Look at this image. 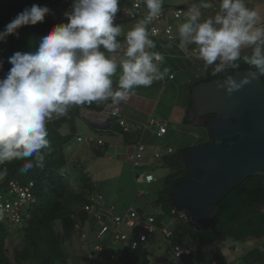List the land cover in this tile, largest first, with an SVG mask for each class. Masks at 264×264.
<instances>
[{
    "label": "clouds",
    "instance_id": "1",
    "mask_svg": "<svg viewBox=\"0 0 264 264\" xmlns=\"http://www.w3.org/2000/svg\"><path fill=\"white\" fill-rule=\"evenodd\" d=\"M148 15L126 34V46L117 36L121 27L114 23L119 0H72L64 13L66 22L54 24L28 52L16 51L7 58L11 67L0 78V165L24 160L19 171L43 167V149H51L47 122L67 114L71 106H91L111 99L115 106L127 101L140 86L150 87L171 70L159 64L164 57L146 49L156 47L149 38L146 23L158 17L163 0H144ZM202 7H209L207 3ZM220 11L200 21V7L193 6L178 25L180 42L198 46V58L206 65L216 64L214 73L225 67H235L245 46H254L246 64L256 71L241 80L228 79L229 96L264 77V24L257 26L259 13L246 7L244 0H221ZM50 9L32 4L18 12L0 31V41L24 26L36 25L45 19ZM115 54L123 50L118 86L113 88L118 62ZM219 61L217 64L216 62ZM4 61L0 60V72ZM225 87V85H219ZM8 169L0 170V178Z\"/></svg>",
    "mask_w": 264,
    "mask_h": 264
},
{
    "label": "trees",
    "instance_id": "2",
    "mask_svg": "<svg viewBox=\"0 0 264 264\" xmlns=\"http://www.w3.org/2000/svg\"><path fill=\"white\" fill-rule=\"evenodd\" d=\"M71 3L72 0H0V31L25 7L38 4L50 9V14H46L44 21L36 25L24 26L17 33L10 34L0 41V60L4 61V71L0 72V78L11 67L7 63L9 56L16 51L34 50L36 42L54 24L66 22L64 13L71 9ZM235 64V67L229 66L227 70L216 74H213L214 70H212L204 81L225 77L235 70L252 68L245 63L243 57ZM101 107L95 102L91 106H71L66 115L59 118L54 117L47 122V138L51 149L42 150L45 157L43 167H34L24 173L19 171L24 160L35 162L34 157L13 160L0 165L1 170L8 169L7 175L0 178V186L8 185L11 180L23 184L30 181L35 183V200L29 208V217L17 225L23 237L22 244L14 247L13 259L7 252V241H11L12 228L6 221L0 219V264H33L35 263L33 261L40 264H68L63 243L74 234L75 221H85L88 218V212L83 209V206L89 201V194L94 193L95 184L89 172L80 166V177L85 189L78 192L70 187L69 178L62 173V170L70 165L65 146L77 136V118L81 116L82 110L84 108L100 110ZM215 116L214 114L208 115L209 118ZM65 126L69 127L67 133L63 131ZM186 150L178 152L177 156ZM174 161L178 165L173 167L166 176L159 195L153 200V203L161 207L167 215L173 214L171 202L173 184L189 174V170L179 159ZM263 204L264 176H249L218 203L219 213L209 226L197 228L187 219L181 221L176 227L173 226L172 236L175 237L176 242H181L184 236H188L189 240L197 243L196 258L193 256L191 261L199 264L202 261L199 257L206 252L207 247L214 246L219 251L217 241L222 234L235 242L263 238L264 212L261 210ZM156 219L160 225L164 217H156ZM57 222H60L63 227L62 233L55 228ZM127 248V251L123 253L126 258L125 255H120L117 262L135 264L137 256L132 255L133 251L130 247ZM189 257L184 256V259L190 260ZM244 263L264 264V250L259 248L250 250L244 256Z\"/></svg>",
    "mask_w": 264,
    "mask_h": 264
},
{
    "label": "water",
    "instance_id": "3",
    "mask_svg": "<svg viewBox=\"0 0 264 264\" xmlns=\"http://www.w3.org/2000/svg\"><path fill=\"white\" fill-rule=\"evenodd\" d=\"M252 71L256 70L248 67L204 81L208 72L190 83L185 120L206 125L209 140L179 154L189 174L173 184L171 202L197 228L215 220L218 203L246 178L264 175L263 77L257 76L231 96L225 84ZM210 114L216 116L209 118Z\"/></svg>",
    "mask_w": 264,
    "mask_h": 264
},
{
    "label": "rangeland",
    "instance_id": "4",
    "mask_svg": "<svg viewBox=\"0 0 264 264\" xmlns=\"http://www.w3.org/2000/svg\"><path fill=\"white\" fill-rule=\"evenodd\" d=\"M183 1L184 0H166V3L171 5L167 6L168 8L165 9L171 10L176 7L175 5L183 6L185 5ZM124 2H127V4H129L130 2H132V0H119V11L117 12L116 17L119 16V13L121 14V10L124 8H122V6H124L125 4ZM244 2L246 7H248L249 9L256 10L259 13V18L256 22L257 26L264 23V0H244ZM194 3L201 6L202 0H196L194 1ZM201 8L203 9L204 7L201 6ZM200 11L201 17L203 18L205 16H212L208 9H203ZM219 11L220 8H217V11L215 10L216 13H218ZM169 17L173 19V15L171 13H169ZM179 19H173L175 20V25ZM139 20L143 19L140 18L131 20L128 19L126 15L121 14V18L119 19V22L116 23V25H119L121 27V33H124L131 30L137 23L140 22ZM87 111L88 110H86V112ZM84 116L88 117L87 121L83 118V116L77 118V131H81V133L90 132L94 135L101 134L104 137H108L107 132L105 134L104 131H98L99 128L96 130L97 127L92 126V123L89 120V114L85 113ZM86 122H88L89 125ZM63 131H65L66 133L69 132L68 127L65 126L63 128ZM201 140L202 142H200V140L194 142L193 147L209 140L208 132ZM88 145L89 143L87 142L78 141L76 136L65 146L67 158L70 161V165L65 167L62 170V173L69 178L70 187L75 191L80 192L84 191L85 189L80 177V166H82L86 171L89 172L95 184L94 193L102 194L104 196L103 203L98 200L96 202V206L100 205V212L105 215L104 220H111V216L107 211L108 208L110 209L113 206V213L124 214L132 205L135 208L140 209L145 214H153L157 218L164 217V220L166 222L173 223L178 220H187L186 218H181L179 213L167 215L165 214L163 209H161V207L153 203V200L159 195V191L162 188V178L166 176L170 171H172V168H169V166L167 168L155 166L153 169H150L148 167H138L137 169H135L133 166L132 158L131 162H123L115 158L112 160L109 158V151H104L103 153L96 155L91 149H89ZM174 164H172L174 167L178 165H176V163ZM151 170L155 173L158 179L153 183H147L144 181V177L146 172ZM135 174H139L138 179L136 178ZM6 185L7 184L0 186V189ZM139 190H143L145 194H139ZM88 225L90 240L94 242H99L104 246L110 244L107 256H109L112 252L118 253L119 255V253H124L125 251H127L128 246L122 247L121 244L111 241V232L106 234L102 240H98L96 238V235L93 230L94 227L97 228L99 225H101L100 220L90 216ZM11 228V241H7V252L9 257L13 259L14 247L17 245L20 246L22 244L23 233L19 231L17 226ZM55 228L58 232L62 233L63 227L60 222H57L55 224ZM125 230L128 231L126 227ZM171 241H176L174 236H170V238H167L162 234L161 231H157L156 233L150 235L148 240L144 242V244L140 248L135 250L131 249V251H133L132 255L139 257L143 264H146V257L150 259L159 258L164 262L163 264H175L172 260L173 253ZM189 241L191 242L188 236H184L181 240V242L185 245H187ZM260 241L264 242V239L261 238ZM213 243L215 244L216 242ZM217 243L219 246V251L214 246L207 247L206 252L199 257V259H202L201 262L207 261L210 263L213 258H216L220 261V264H245L244 256L250 250L254 248L258 249V245L260 242L254 240H248L246 242H235L227 235L222 234L219 237ZM63 245L68 259V264H94V261L97 257L94 247H92L90 243L85 245L77 232L74 231V234L69 237L63 243ZM160 245L162 246V248H160ZM89 252H92L94 255L92 257H89ZM196 254L197 252H195L194 254L195 258ZM120 255L123 256L125 254ZM189 258L190 260H193V255ZM33 262H35L33 264H40L37 261ZM117 263L122 264L121 261L117 262V260L113 261L112 264Z\"/></svg>",
    "mask_w": 264,
    "mask_h": 264
},
{
    "label": "crops",
    "instance_id": "5",
    "mask_svg": "<svg viewBox=\"0 0 264 264\" xmlns=\"http://www.w3.org/2000/svg\"><path fill=\"white\" fill-rule=\"evenodd\" d=\"M194 1L196 0H184L183 3L185 5H175L176 7L174 8L180 7L184 9V12H187L189 8L197 6L200 7V10L208 9L212 14L211 17H214L216 14L215 10L217 11V8H220L221 2V0H202L203 3L210 5L202 9L201 6L195 4ZM124 3L122 8L127 4V2ZM170 5L171 4L166 3V0H163L161 9L168 8L167 6ZM182 16L180 18L181 20L179 19L176 23L177 31L174 40H169L164 35L158 37L149 36V38L154 41L156 47L146 50L161 53L164 60L159 64L160 70L163 71L164 67H169L171 71L166 74L162 80L154 81L150 87L140 86L136 88L134 94L130 95L127 101L120 104L122 118L126 120L125 125L120 124L118 117L106 119L107 115L101 114V109L92 110L84 108L82 110L81 116H83L86 121L88 117L84 116L85 113L89 114V120L92 126L97 127L96 130L99 128L98 131H104L105 134L107 132L108 135V137H104L101 134L94 135L90 132L81 133V131H77V136L90 134L96 138L103 139L104 142L102 144L96 141H81L89 143V149L96 155L104 151H109L110 159L113 160L115 158L119 161L131 162V156L136 148L135 145L138 141H141L146 146L142 168L148 167L153 169L155 166L167 168L169 166V168L173 169L174 166L172 163L174 164V160L179 159L177 153L184 149L192 148L194 142L198 140L202 142L201 139L207 134L208 130L206 125L186 121L185 116L187 112L190 83L215 69L216 64L206 65L202 59H199L197 51L198 46L194 43L182 44L180 42L178 25L185 20V17ZM117 17L114 22L115 24L119 22L121 14L119 13ZM208 18H210V16H205L204 18L200 17V21L198 22H203V20ZM170 19L171 17H169V20ZM139 21L141 22L143 20ZM171 21L175 22L173 19H171ZM126 34L127 32H124L117 36V40L125 46ZM101 50L105 51L106 55L117 56L118 70L117 74L113 77V88L115 89L118 86V79L121 71L119 68V60L123 57V50H118L115 54L107 53L104 49ZM216 63L218 64L219 61ZM104 102H101L100 106H103ZM86 110L88 111L86 112ZM150 120H154V122L151 123ZM165 123L167 124L166 132L160 135V125ZM157 153H159L160 156L157 157ZM151 172L153 171L151 170ZM135 175L136 178L139 176V174ZM166 176L162 178L163 183ZM180 222L181 221L178 220L171 223L163 220L160 226H165L173 231V226L176 227ZM188 244L196 245L197 243L189 241ZM160 248H162L161 245ZM163 263L164 262L159 258L150 259L146 257V264ZM135 264L143 263L141 259L137 257Z\"/></svg>",
    "mask_w": 264,
    "mask_h": 264
},
{
    "label": "built area",
    "instance_id": "6",
    "mask_svg": "<svg viewBox=\"0 0 264 264\" xmlns=\"http://www.w3.org/2000/svg\"><path fill=\"white\" fill-rule=\"evenodd\" d=\"M184 9L177 7L171 10L161 9L158 17L154 18L151 22L147 24V31L149 36H161L164 35L169 40L175 39L176 25L173 21L169 20V13L173 15V19H178L177 14L183 13ZM121 14L126 15L128 19L135 20L144 18L148 15V9L144 0H132L129 4H126L125 7L121 10ZM182 14L179 16L181 18ZM126 41V38H125ZM151 52V51H149ZM101 114H106V119L111 117H118L121 125L126 124V120L122 118V109L121 105L118 107L113 105L111 100L104 102L101 110ZM154 122V120H150ZM167 124H161L159 129V134L166 132ZM78 141H87V142H97L102 144L104 141L101 138H96L93 135H78ZM135 151L131 156L133 166L135 169L143 165L142 161L145 156L146 146L141 141H138L135 145ZM156 156H160L159 153ZM1 170V169H0ZM139 176H137V179ZM157 180L156 175L148 171L145 174L144 181L147 183H153ZM35 183L34 181L27 182L25 184L20 183L16 180L9 181V184L6 187L0 189V219L9 224L10 227H14L25 221L29 217V208L35 200ZM139 194H145L143 190H139ZM89 201L83 206V209L88 212V218L83 220H77L74 224V230L78 233L81 240L85 245L91 244L96 251V259L94 264H112L113 261H116L120 254L111 253L107 256L108 249L110 244L104 246L99 242H94L90 240L89 236V218L90 216L97 218L101 221V225L97 228L94 227V233L98 240H102L106 234L111 232V241H114L123 246H128L130 249L135 250L140 248L144 242H146L150 235L161 231L162 234L170 238L172 236V230L168 229L165 226H160L157 223L156 216L153 214H145L140 209L135 208L133 205L124 213H113L114 207L112 206L107 211L111 216L110 221L104 220L105 215L100 212V205L96 206V202L101 201L103 203L104 196L102 194L90 193ZM101 204V203H100ZM173 214H180L181 218H186V215L183 212H180L173 208ZM104 215V216H103ZM125 227L128 231L125 230ZM264 239V237H263ZM254 241H259L258 247L261 250H264V242H261L260 239ZM172 253H173V262L175 264H194L191 260H185L184 256H194L197 252L198 247L194 244H183L179 242L171 241ZM94 254L89 252V257H92ZM200 264H220V261L216 258H213L209 263L203 261Z\"/></svg>",
    "mask_w": 264,
    "mask_h": 264
},
{
    "label": "flooded vegetation",
    "instance_id": "7",
    "mask_svg": "<svg viewBox=\"0 0 264 264\" xmlns=\"http://www.w3.org/2000/svg\"><path fill=\"white\" fill-rule=\"evenodd\" d=\"M253 47H254V46H245V47H243L242 50H241V58L244 57V56H246V55H247V56H250V55L252 54V52H253ZM228 67H229V66L225 67L222 71L227 70ZM203 80H204V79H203ZM211 118H212V117H211ZM263 176H264V175H263ZM261 210H262V212H264V204L262 205Z\"/></svg>",
    "mask_w": 264,
    "mask_h": 264
}]
</instances>
